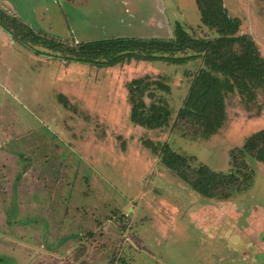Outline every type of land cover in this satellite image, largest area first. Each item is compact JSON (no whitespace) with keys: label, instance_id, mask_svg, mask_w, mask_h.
I'll list each match as a JSON object with an SVG mask.
<instances>
[{"label":"rangeland","instance_id":"1","mask_svg":"<svg viewBox=\"0 0 264 264\" xmlns=\"http://www.w3.org/2000/svg\"><path fill=\"white\" fill-rule=\"evenodd\" d=\"M224 3L264 59V0ZM0 7L64 42L172 38L178 22L193 38L219 36L196 0ZM37 48L42 55L0 40V264H264V83L245 76L244 90L225 92L224 116L207 135L203 123L193 132L177 124L194 77L209 68L204 57L96 67L68 62L66 48ZM139 79L150 84L146 103L170 112L168 124L133 121ZM247 142L260 150L245 151ZM167 148L191 171L202 164L220 175L214 197L167 165Z\"/></svg>","mask_w":264,"mask_h":264},{"label":"trees","instance_id":"2","mask_svg":"<svg viewBox=\"0 0 264 264\" xmlns=\"http://www.w3.org/2000/svg\"><path fill=\"white\" fill-rule=\"evenodd\" d=\"M202 23L218 33L217 39L193 38L185 27L176 23L172 38L117 37L91 42H64L48 38L35 32L16 16L10 15L0 7V27L19 45L29 48L37 56L43 52L38 45L50 49H68V62L88 64L96 67H111L128 61L168 62L183 64L195 57H204L209 68H202L194 77L189 91L178 112L177 124L188 125L193 132V123L206 125L207 135L212 133L215 122L224 116L223 104L225 92L238 86L244 90L243 77L264 83V59L259 54L254 40L240 35L242 21L232 17L225 7L224 0H196ZM58 47V48H57ZM237 47L238 50L233 48ZM57 48V49H55ZM192 52L178 56L181 52ZM218 73L223 74L217 75ZM232 79L235 80L232 83ZM159 87H161L160 83ZM132 119L140 125L150 128L168 124L170 112L160 100L147 104V89L150 86L145 79L131 83ZM167 89V86H162ZM245 151L258 152L260 147L247 142ZM164 160L171 168L187 176L193 189L205 198L214 197L219 182V174L206 165L190 170L187 157L167 148ZM192 175V178L187 173ZM182 176V177H183Z\"/></svg>","mask_w":264,"mask_h":264},{"label":"crops","instance_id":"3","mask_svg":"<svg viewBox=\"0 0 264 264\" xmlns=\"http://www.w3.org/2000/svg\"><path fill=\"white\" fill-rule=\"evenodd\" d=\"M8 13H10V14H12V15H14V16H16V17H18L19 19H21L20 18V16H17L15 13H13V12H8ZM22 20V19H21ZM23 22H27L26 24L28 25V26H30L31 24L30 23H28V21H24V20H22ZM31 27V26H30ZM35 32H37L36 31V29H34L33 27H31ZM0 40H3L4 42H6V43H15L14 41H13V39L11 38V36H9L1 27H0ZM77 42H80L78 39H75ZM58 260V259H57Z\"/></svg>","mask_w":264,"mask_h":264}]
</instances>
